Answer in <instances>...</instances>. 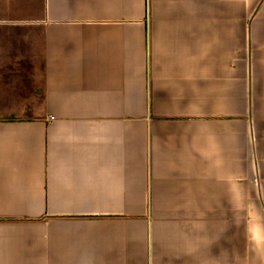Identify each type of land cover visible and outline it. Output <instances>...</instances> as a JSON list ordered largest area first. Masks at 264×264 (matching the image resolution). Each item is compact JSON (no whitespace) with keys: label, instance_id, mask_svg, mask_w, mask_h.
I'll list each match as a JSON object with an SVG mask.
<instances>
[{"label":"crops","instance_id":"crops-1","mask_svg":"<svg viewBox=\"0 0 264 264\" xmlns=\"http://www.w3.org/2000/svg\"><path fill=\"white\" fill-rule=\"evenodd\" d=\"M0 264H264V0H0Z\"/></svg>","mask_w":264,"mask_h":264}]
</instances>
